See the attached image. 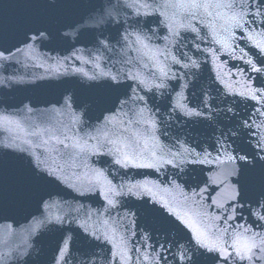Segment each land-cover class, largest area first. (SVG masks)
<instances>
[{
  "label": "water",
  "instance_id": "1",
  "mask_svg": "<svg viewBox=\"0 0 264 264\" xmlns=\"http://www.w3.org/2000/svg\"><path fill=\"white\" fill-rule=\"evenodd\" d=\"M116 2L0 0V51L8 57L0 59V257L5 258L0 264H56L57 249L64 236L71 238L67 264H81L82 260H88L89 257L83 255L85 249L94 264H110V250L134 257L143 252L145 233L151 237L150 244L165 241L187 244L191 235L188 229L163 210L150 212L146 207H151L153 199L168 201L173 196L178 197V193L166 191L171 188V179H177L185 188L194 187L212 171L208 164L188 165L183 172L171 166L162 167L159 171L153 168H121L113 163L112 156L88 155L83 161L77 157L65 166L69 183L76 185L77 191L59 181L37 180L31 171L29 153L4 148L3 145L26 146L24 141H31L35 146L42 143L41 136L49 139L51 135H58L63 139L61 133H67L71 127L73 113L83 114L82 123L78 125L81 134L98 127L108 115H114L116 122L127 120L143 107L135 99L137 95L144 97L148 108L160 122L156 135L165 151H178L181 145H190L197 151L207 149L215 155L212 145L220 138V133L233 128L239 120L249 119L250 123L254 120L257 125H264V115L258 114L264 110V103L257 104L240 95L248 87L259 84L260 78L251 70L247 60L252 59L257 67L264 66V55L252 46L261 37L249 40L248 32L234 29L235 39L225 41L224 33L218 30V34L213 35L211 30L197 24L203 39H196L193 33L182 32L184 39L174 45L163 39L168 33L159 26L152 39V50H137L138 45L121 40L117 33L122 35L125 30H133L137 19L141 20L143 27L145 19L151 21L159 17L139 18L131 9L120 8L119 24L94 23L92 18L99 14L101 5L111 7ZM149 2L159 4L161 0ZM151 27L156 28L157 25ZM249 27L253 32H259L264 25L256 23ZM40 31L46 33V38L33 41L31 37L38 36ZM160 52H171L180 58L181 63L195 60L199 67L183 68L173 63L170 56L159 55ZM160 67L170 70L169 77L175 78L166 79L167 87L164 89L147 91L146 88L160 82ZM103 73H120L121 77L125 73L137 74L146 82V87L139 86L136 81L122 79L123 86L114 89ZM90 76L96 79H89ZM68 98H71V103L66 108ZM201 98L209 101L211 111H206L200 104ZM119 100L128 101L124 107L127 116L120 111ZM177 103H187L189 107L195 105L200 111H205L207 119L179 114L173 110ZM28 108L32 111L29 112ZM229 108L232 112L228 111ZM138 127L143 130L146 126ZM44 129L49 131L44 132ZM38 130L41 136L33 135ZM252 133L246 142L255 146L257 138L264 136V126L253 128ZM53 143L50 142L49 147ZM34 150L43 152L42 147ZM91 169H102L113 185L125 186V195L116 198L118 207L108 206L102 185L89 190L88 182L97 179ZM259 176L257 168L252 173L256 186ZM132 185H141L150 191L143 195V199H137L126 191ZM221 192L226 195V190L221 188L212 192L213 197ZM42 199L59 204L48 209L49 214L66 216L72 222L62 226L48 224L29 236L34 222L43 219ZM145 201H149L147 206ZM244 203L245 206L236 214L235 223H247L260 230L261 222L250 215V210H264L251 200ZM212 211L215 214L217 210ZM130 212L135 215H128ZM113 221L119 222L122 228L112 238V243L93 241L80 227L86 222L90 230H104L110 228ZM124 226H127V231ZM121 234L126 236V248L121 245ZM26 239L31 245L30 256L14 259L18 246H22Z\"/></svg>",
  "mask_w": 264,
  "mask_h": 264
},
{
  "label": "snow or ice",
  "instance_id": "2",
  "mask_svg": "<svg viewBox=\"0 0 264 264\" xmlns=\"http://www.w3.org/2000/svg\"><path fill=\"white\" fill-rule=\"evenodd\" d=\"M120 8L131 9L133 15L139 18L154 15L159 17L151 21L145 19L143 27L141 20L137 19L133 30H125L122 35L117 33L121 40L138 45L137 50H152V39L156 36L159 26H163L168 33L163 39L174 45H178L184 39L182 32H190L195 34L196 39H203L200 36L201 29L197 27L199 24L211 30L213 35L218 34V30L224 33L225 41L235 39L234 29L248 32L249 40L261 37V39H256L252 46L264 55V28H261L259 32H253L249 27L256 23L264 25V0H161L159 4L150 3L149 0H117L111 7L101 5L99 14L92 19L98 25L119 24ZM153 24L157 27H151ZM41 38H46V33L43 31H40L38 36L31 37L33 41ZM197 50H199L198 47ZM159 55L170 56L173 63L180 64L183 68L199 67L197 62L191 59L189 63H181L180 58L171 52H160ZM7 58L5 53L0 51V59ZM247 63L260 80L259 84L248 87L247 91L240 95L256 101L257 104L264 103V66L257 67L252 59L247 60ZM169 71L160 67V82L154 83L146 90L166 88V79L175 78L169 77ZM102 75L111 81L109 86L114 89L123 86L122 79H130L136 81L139 86L146 87V82L137 74L125 73L123 77L120 73H103ZM89 79H96V77L90 76ZM135 99L143 107L136 110L133 117L127 120L116 122L114 115H108L98 127H93L91 131L81 134L82 130L78 125L82 123L83 114L73 113L71 127L67 133H61L63 139L58 135H51L49 139H44L38 130L33 135L41 136L42 143L39 145L33 146L31 141H24L26 146L9 143L3 147L29 153L31 171L37 180L59 181L77 191L79 189L76 185L69 183V177L65 173V166L74 162L77 157L83 161L88 155H109L113 157V163L121 168H153L157 171L162 167L171 166L183 172L188 165L208 164L212 171L196 182L194 187L185 188L177 182V179H171L169 181L171 188L166 191L178 193V197L173 196L168 201L153 199L151 207H146V210L150 212L163 210L169 217H174L180 225L188 229L191 235L188 237L187 244L179 241L150 244L151 237L145 233L141 254L134 257L131 254L125 256L122 251L110 250V264L116 261L120 264H136V262L138 264H264V211L252 212L250 210V215L255 216L256 220L261 222L260 230H256L247 223H235L238 210L245 206L244 202L247 200H251L264 210V136L257 138L255 146L246 142L253 135V128L259 129L264 125H257L254 120L251 123L249 119L239 120L233 128L220 133V138L212 145L215 155L207 149L197 151L196 147L190 145H181L178 151L171 149L165 151L156 135L160 122L148 108L143 96L137 95ZM183 99L186 101L187 97ZM70 103L71 98L66 99L65 107L67 108ZM119 103L120 111L127 116L128 113L124 112V107L128 101L119 100ZM200 104L206 111H211L209 101L201 98ZM27 110L32 111L31 108ZM173 110L185 117L207 119L205 111H200L195 105L189 107L187 103H177ZM228 111L232 112V109L229 108ZM258 114L264 115V110ZM233 119L235 120V116ZM138 126L146 127L140 130ZM43 131L48 132L49 129ZM52 141L54 143L49 147ZM177 143L179 144V141ZM41 147L43 152L34 150ZM257 168L260 172L258 186L254 184L252 178V173ZM203 171L201 169L202 173ZM91 172L97 179L88 182L89 190L91 187L102 185V194L108 206L118 207L119 202L116 198L125 195L123 190L125 186L113 185L111 180H107L102 169H91ZM221 188L226 190V195L221 192L213 197L212 192L219 191ZM126 191L136 196L137 199H143V195L150 190L141 185H132L128 186ZM148 204L149 201H145V205ZM157 205L159 207H156ZM41 206L45 210L43 219L34 222L29 229V236L36 234L48 224L62 226L66 222H72L66 216L51 215L47 212L48 209L59 206L56 201L42 199ZM213 209L217 210L215 214ZM128 215L134 216L135 213L130 212ZM80 227L86 237H90L93 241L103 240L109 243L113 242L112 238L120 233L122 228L117 221H113L110 228L104 230L100 228L90 230L86 222ZM124 230L127 231V226H124ZM119 239L121 245L126 248L128 243L126 236L121 234ZM70 240L68 236L62 237L61 245L57 249L56 264H62V262L67 264V258L70 257ZM30 248L28 240H24L22 246H18L13 258L22 260L25 256H30ZM83 255L89 259L82 260L81 264H94L87 249L84 250ZM4 259L0 257V261Z\"/></svg>",
  "mask_w": 264,
  "mask_h": 264
}]
</instances>
